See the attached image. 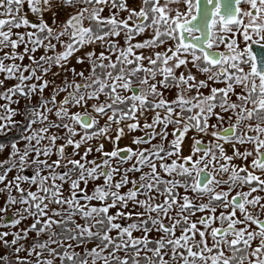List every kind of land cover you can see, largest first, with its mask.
Instances as JSON below:
<instances>
[{"label":"snow or ice","instance_id":"snow-or-ice-1","mask_svg":"<svg viewBox=\"0 0 264 264\" xmlns=\"http://www.w3.org/2000/svg\"><path fill=\"white\" fill-rule=\"evenodd\" d=\"M0 101V264H264V0H0Z\"/></svg>","mask_w":264,"mask_h":264},{"label":"rangeland","instance_id":"rangeland-1","mask_svg":"<svg viewBox=\"0 0 264 264\" xmlns=\"http://www.w3.org/2000/svg\"><path fill=\"white\" fill-rule=\"evenodd\" d=\"M105 14H107V12L105 13ZM20 31H23V29H21ZM145 37H138L137 39H144ZM122 42V41H121ZM22 50V49H21ZM43 54V51L41 50L40 52H38L36 55H37V57L39 56V55H42ZM74 62V61H73ZM24 63L25 64H27L28 63V60H27V58L25 59V61H24ZM183 69H181V71H182ZM202 78V77H201ZM9 83H14V81H10ZM47 94V93H46ZM3 101H0V103H2ZM124 143H127V141H124ZM2 204H3V201L2 200H0V206H2ZM11 214H9V216H10ZM57 264H59V262H57Z\"/></svg>","mask_w":264,"mask_h":264}]
</instances>
